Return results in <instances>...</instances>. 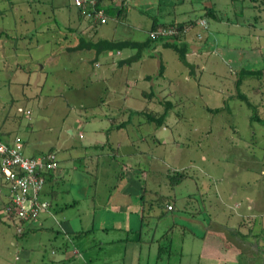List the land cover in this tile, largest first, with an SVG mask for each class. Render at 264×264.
<instances>
[{
	"label": "rangeland",
	"instance_id": "rangeland-1",
	"mask_svg": "<svg viewBox=\"0 0 264 264\" xmlns=\"http://www.w3.org/2000/svg\"><path fill=\"white\" fill-rule=\"evenodd\" d=\"M133 1L128 3L129 15L124 11L116 18L109 17L105 24L97 26L98 30L96 26L83 22L85 18L79 20L83 25L75 35L67 31L68 27L77 24L73 0H0V129H8L16 134L22 143L24 140L26 154L47 152L50 147L59 151V156L63 158L60 176L65 179L60 180L57 189L59 197L52 206L56 221L59 222L63 217L72 219L73 216L77 221L79 215H83V223L73 222L70 225L90 227L89 215L85 210L91 209L92 200L87 195L97 191L100 193L96 194L99 198L97 203L103 201L110 185L115 183V170L120 169L119 179L124 178L122 162L128 166L137 165L139 173L143 169L140 163L162 169L185 166L198 182L208 181L207 199H220L226 203L228 213L221 212L219 217L226 219L228 225L238 220V203L241 207L245 206L248 197H253L258 204L260 202V214L254 219V233L258 234L256 243L261 255L244 252L240 254L238 262L229 264H264V124L250 119L253 112L246 100L238 96L239 91L256 104L261 117H264V107H261L264 103L257 105L259 94L253 78L234 84L237 76L231 73L232 68L224 59L232 60L234 63L231 64L235 65L240 63V58H236L238 63H235V58H215L213 55L204 66L205 53L196 57L191 52L190 58L187 46L180 45L177 40L174 47L155 46V42L163 41L161 39L152 40L140 49L142 63H121L126 59L127 47L122 48L120 53L111 50L102 54L67 49V46L76 44L77 36H84V32L95 37L97 34L94 29L106 38L145 40L151 21L148 16L154 13L151 16L159 19L158 14L162 15L165 10L161 6L157 14L154 7L148 9L149 3L155 0ZM260 7L257 20L259 26L264 28V3L261 2ZM254 32L260 40L250 38V35L247 37V41L256 45L257 49L251 44L255 50L245 47V58L240 63L244 68L264 67V30ZM225 38L230 49L239 44L232 37ZM194 40L197 41L196 37ZM217 43V48H212L216 57L225 52L231 54L220 40ZM147 53L152 54V57L148 58ZM107 59L113 66L108 70L109 77L97 78V71L105 68L95 67L94 63L99 61L106 66ZM190 71L191 78L183 76ZM201 71V77L197 78ZM144 72L158 77L156 85L159 81L162 83L174 77L177 84L189 86L184 91L173 86L163 89L146 87L141 79L128 82L131 77ZM125 78H128L126 83ZM130 84L131 89L127 87ZM166 100L171 102L168 116L164 127L158 128L166 142L152 146L148 154L140 153L138 155L141 157L137 156L136 159L122 160L120 155L113 156L111 146L120 145L121 150L126 149V146L132 145L126 142L128 136L136 131L151 129V126L146 125L145 116L119 108L123 106L140 110L146 107L154 112H162L167 107ZM18 106L23 110H17ZM207 107L221 109L210 112ZM138 119L142 121V126L134 127ZM122 121H125V125L115 128ZM79 133L82 138L78 136ZM81 143H97L102 147L81 148ZM140 146L144 147L145 144ZM64 148L69 149L60 150ZM83 155L86 162L79 163V170L73 169V165L84 158ZM98 155L100 158L95 163L98 166L95 174L87 166ZM155 156L159 159L156 160ZM153 174V171L147 173L149 181L152 178L154 182ZM217 185L220 187L219 195L215 191ZM72 200L76 204L69 207ZM62 202L68 207L60 208ZM98 214L94 226L101 224ZM8 221L0 212V264H22V261L23 264H57L47 260L48 251L56 236L60 239L64 233L51 217L40 220L48 225L46 228L29 230L25 234L16 231L10 224L12 222ZM176 236L170 254L162 244L160 260L165 263L168 259L166 264H195L197 257L191 251L188 253L184 250L179 254ZM89 238L92 239V236ZM99 245L97 241L88 244L89 247ZM102 247L97 257L99 263L90 264L107 263L104 257L108 258L106 254L111 245L105 242ZM16 255L21 256L17 259L22 260L19 263L15 260ZM72 261L63 264H73Z\"/></svg>",
	"mask_w": 264,
	"mask_h": 264
},
{
	"label": "crops",
	"instance_id": "crops-1",
	"mask_svg": "<svg viewBox=\"0 0 264 264\" xmlns=\"http://www.w3.org/2000/svg\"><path fill=\"white\" fill-rule=\"evenodd\" d=\"M130 1L132 0H116L114 3V0H103V3H113L112 5L117 8L121 6L123 7L120 13L117 11L114 15V18H116L117 15H121L124 11H127V14L129 15L130 9L127 7L129 6L128 3ZM161 6L165 12H163L162 15H159L158 13ZM152 7L157 10L156 13L160 17L157 19L156 16H151L154 13L148 16L151 21L146 33H148L154 23L183 22L192 20L194 17L201 15L204 12H212L210 17L205 18L207 21V28L205 31L202 32L201 27L194 26L190 31L177 38H165L163 40H177L180 45H186L190 58L191 52L196 57H198V54L201 55L205 53L204 66L213 55L215 58H235V63H238L236 58H240L239 62H243V58H245L243 54V52H245V47L248 48V50H255L251 47L252 45L257 49L256 45L247 41V37L249 38L250 35V38H256V40L259 41L260 38L254 31L260 32L261 29L264 30L263 27L259 26V21L257 20V11L261 9L258 1L155 0V2L153 1L152 3H149L148 9ZM76 11L77 9L75 8V12ZM76 13L74 16V19L77 22L75 27L78 26V28L81 29L83 23H79ZM84 21L86 24H89L87 19H84L83 22ZM97 30L94 29L95 35L97 34L95 38L99 36L104 37L102 36V33L99 35ZM200 31L203 33L202 38L197 37V33ZM193 36L196 37V42L194 40L195 37ZM225 37H232L233 40L239 41V44H237L236 41H233L234 44H237L236 48L230 49L228 48L229 45ZM218 40L222 42L221 44L224 45L226 49L231 51V54H226L225 52V54L222 53L220 57H216L215 53H212L215 51L213 49L218 46ZM154 45L164 46L162 41L155 42ZM116 52L120 53V51ZM135 52L136 49L129 48L126 58L134 55ZM147 57H152V54L147 53ZM142 60L143 58L141 56L137 62L142 63ZM224 60L226 61V64L231 66L230 68L232 69H230V71L235 76H237L238 69L244 68L241 67L240 63V65H232L231 63H234L232 60ZM105 63L106 66L101 65L99 61L94 63L95 67L102 66L101 68H105L103 71H97L99 73V77L97 78L103 79L109 77L108 70L113 68V66L108 59ZM188 63L191 64V61H188ZM202 72L203 71L197 75V78L201 77ZM183 76L188 77V79L191 78V71L189 73H184ZM157 78L156 75H150L149 73L144 72L143 74H137L131 77L129 80L128 78H125V83L127 80L128 82H130V80L132 82V79H141L145 82L144 84L146 87L148 86L152 88L157 86L158 89H163L173 86L178 87L179 90L183 89L184 91L187 88L186 86H189V84H177L173 79L174 77L168 78L162 83L159 81L156 85ZM255 84V88L258 90L259 94V103H257V105H261L264 103L263 88H258L257 81H255ZM130 85L127 87L131 89L132 85ZM141 94L143 95L144 93L142 92ZM261 107L264 106L261 105ZM122 108H124L126 112L139 110L123 106L119 109ZM137 115L141 114L137 113ZM145 122L146 125L151 126V129H144L145 131L143 132L136 131L128 136L126 142L131 143L132 145L126 146V149L123 150L119 148L120 145H118V147L111 146L112 150L114 148L117 149V153L122 160L135 158L137 156L141 157V155L138 154H148L149 150L151 151L152 146L162 145L166 142L162 139L163 136L158 132V128H163L164 126L155 127L153 123H149L147 120H145ZM133 125L134 127L142 126V121L138 119ZM116 127L117 126L115 125V128ZM16 136V134L10 132L8 129H0V138L8 143H11ZM78 136L82 138L81 133H79ZM139 143H144L145 146L141 147ZM148 143H150V145ZM80 146L81 148H86L88 146L102 147L101 144L97 143H90L87 145L81 143ZM68 149L69 148H64L60 150L67 151ZM24 151L25 145L23 140V153L26 156H38L46 153L26 154ZM47 152H53L58 161V168L53 171V175L47 180L43 193L41 194L42 198L48 200L49 208L47 211L41 212L36 220L26 222L24 226H17V230L23 232L26 231V229L34 230L37 228H46L48 225H44L40 220L49 217L53 219L54 223L56 222L58 226H61L59 229L63 231L64 235L60 236V239H57L58 236H56V238L54 237L55 240L50 244V249L48 251L49 259L47 260L52 263L63 264L65 261L70 262L72 260L71 263L73 264H82V262L84 264L99 263L97 257L104 248L102 245L106 242L109 243L111 247L107 250L106 255H108V258L104 257V261L107 262L105 264H166L169 260H165L164 263V261L160 260L161 258L159 257V254L163 251L162 244L169 254L171 250L173 251L172 246L175 234L178 235L176 238L179 254L181 255L184 250L188 253L191 251V254L197 257V262H194L195 264H229L234 261L238 262L240 254L244 252L250 253L251 255L255 254L259 257L261 255L260 247H258L256 243L258 234H256V232L254 233V219L260 214V202L258 204V201L253 197H248L249 199H247L245 206L241 207L238 203L236 208L238 220L232 222L231 225H228L226 219L219 217L221 212L228 213L225 209L227 208L225 205L226 203H222L220 199L217 201L207 199L206 196L208 194L209 185L206 182L208 181L198 182L194 179L189 170V176L184 178L178 186L176 185L174 188H171L168 185L165 176L167 168H152V166L149 167L140 163L139 165H141L143 169H141L139 173V167H137V165L128 166L122 162L121 168L122 170H125L124 178L119 179V173L121 170H115V183L110 185V189L107 190L103 201L99 202V204L97 203L96 200L99 201V198L96 197V194L100 195L97 191L94 194L87 195L92 200L91 209L87 208V210H85V212H88L87 216L89 215L90 227L83 228L82 226L73 227L70 225L73 222L83 223L84 221L82 222L81 219L83 215H79L80 217L77 218V221L74 220L76 217L73 216L71 217L72 219L63 217L58 222L56 221V218H54V209L52 206L54 202L57 203L56 200H58L59 197L57 189L60 180L65 179V177L61 178L60 176V171L62 169L61 159L63 158L59 156V151H55L52 147H50ZM84 156L85 155L82 157ZM99 158L100 155L95 157V161L92 159L87 166V169L93 171L95 174H97L98 169V166H96L95 163L97 161L99 162ZM155 159L157 160L159 157L155 156ZM85 162L84 157L79 160V162H76L78 165L75 164L72 168L79 170V163L84 164ZM172 169H185V166ZM146 171L147 173L149 171L154 172V182L152 178H150L149 181ZM141 182H143V185ZM179 186L182 187V189H177ZM215 191L217 192V195L220 194L218 192L220 191L219 185L216 186ZM6 194L7 190L0 183V210L2 205L6 202ZM162 198L166 200L164 203L162 202ZM241 203L243 204V202ZM75 204L76 201L72 200L68 205L69 207H73ZM168 204L172 206L170 209L167 208ZM65 207H68L67 204L62 202L60 208ZM97 207L101 209L99 210ZM97 212L100 213L98 215L101 224L94 226ZM262 214H264V209ZM8 222L13 223L11 220ZM260 231L261 230L259 229V232ZM91 236L92 239L89 238ZM93 241L99 242L100 245L97 247H89L88 244ZM20 257V255H16L15 260L17 261ZM74 258H80V260ZM20 261L22 260H18L17 263Z\"/></svg>",
	"mask_w": 264,
	"mask_h": 264
},
{
	"label": "built area",
	"instance_id": "built-area-1",
	"mask_svg": "<svg viewBox=\"0 0 264 264\" xmlns=\"http://www.w3.org/2000/svg\"><path fill=\"white\" fill-rule=\"evenodd\" d=\"M73 3L94 22L105 23L108 19L103 9L94 6L96 0H73ZM196 25L205 28L206 22L204 19H198ZM192 27L185 25L180 28L177 24L158 25L150 29L148 35L152 38L175 37L190 31ZM201 36L198 32L197 37ZM18 110L23 109L18 107ZM26 112L30 113V110L26 109ZM57 167L58 161L53 152L26 156L19 137H14L11 143L0 138V183L7 190V204L4 203L1 207L2 215L20 227V222L36 220L41 212L47 211L49 202L41 196L45 173L54 171Z\"/></svg>",
	"mask_w": 264,
	"mask_h": 264
},
{
	"label": "trees",
	"instance_id": "trees-1",
	"mask_svg": "<svg viewBox=\"0 0 264 264\" xmlns=\"http://www.w3.org/2000/svg\"><path fill=\"white\" fill-rule=\"evenodd\" d=\"M252 1H258L259 5L261 4V2L264 3V0H252ZM112 4L103 3V0H96V3L94 4V6L96 8L103 9L104 12L107 14L108 18L109 17L112 18V17H114V15L116 14L117 11H118V13H120L121 9L123 8L122 6L118 7V8L116 6L114 7ZM74 7L77 9V11H76L77 13L76 12L75 13H76V16H77L78 20H82V19L85 18V19H87V21H89V25L90 26H96L97 27L98 25L105 24L108 21V19H107V21L105 23L94 22L90 18H87L83 14V12L81 11L80 8L76 7L75 5H74ZM53 8H55V6H53ZM211 15H212V12L207 11V12L202 13L201 15H198V16L194 17V19H192V20H187V21H183V22H172V23H165V22L154 23L151 26V29H154L158 25H165V24H177L180 28H182L185 25L198 26V25H196V21L198 19H204L205 22H206L205 28H203L201 26H199V27H201L203 29V31H205L206 28H207V21H206L205 18H208ZM78 29H79L78 27H68L67 31H68V33L73 32L76 35V34H78V31H79ZM80 31H81V29H80ZM202 32L200 31L201 34H203ZM3 34H4V32H3ZM75 35L72 36V39H71L72 41L71 42H73V38L75 37ZM83 35L84 36H80L79 35L80 37L77 36L78 37L77 43L74 44V45L67 46V49L70 50V51H79V50L94 51L96 54H99V53L102 54V52L103 53L104 52H109L111 50H114L115 52L116 51H120L124 47L136 49V52H135L134 55L129 56L125 60L121 61V63H127V64H130L132 61H137L138 59H140V57L142 56V53L140 52V49L142 47L148 45L152 40H155V39L164 40L165 38H177L178 37V36H175V37H156V38H152L147 33V38L145 40L136 41V40H130V39H115L113 37L106 38V37H100V36L95 38L94 36L88 35L85 32L83 33ZM0 36H1V34H0ZM201 38H202V36H201ZM162 43L165 46H173L174 47L177 42L175 40H168V41L165 40V41H162ZM159 74H160V72H159ZM247 78L248 79L249 78H253L254 80H256L257 83H258V88L259 89L264 88V82H262V80L264 79V67L240 68V69H238L237 70V79L234 81V84H236V85L240 84V83H242V81L246 80ZM238 96L241 99L246 100L249 108L252 110L253 113L250 115V119L258 121V122L264 124V117H261L258 114L256 104H254L253 102H250L244 92H240L239 91ZM165 102L167 104V107L164 108L162 110V112H160V111H155L154 112V111H151V110H149L147 108L141 109V110H133L132 112L133 113H139V114L145 116L146 120L149 123H153L155 125V127H161V126L164 125L166 117L168 116V108H169L168 106H170V103H171L168 100H166ZM207 109L210 112H217L221 108H219V107H215V108L207 107ZM124 122L125 121H122L121 123H117L116 124L117 128H120L123 125H125ZM114 155H119L117 153V149L116 148L113 149V156ZM52 175H53V171H49V172L45 173V184H46L47 180H49ZM165 176L167 178L168 185L171 188H174L184 178L188 177L189 174H188V169H172V168H168L166 170ZM45 184H44V186H45ZM173 200H174V198H173ZM164 201H166V200L164 198H162V202L163 203H164ZM5 204H7V202H5ZM168 205H167V208H168ZM169 206H170V208L172 207L171 205H169ZM170 208H168V209H170ZM0 212H1V210H0ZM4 219H5V221H7L5 216H4ZM26 222H28V221L20 222V224L24 226V224ZM10 224L17 231V225L16 224H12V223H10ZM29 230L30 229H26V231H23L22 234H25Z\"/></svg>",
	"mask_w": 264,
	"mask_h": 264
}]
</instances>
